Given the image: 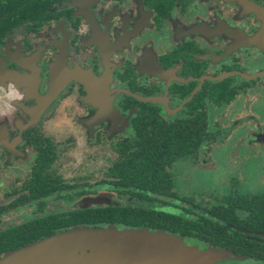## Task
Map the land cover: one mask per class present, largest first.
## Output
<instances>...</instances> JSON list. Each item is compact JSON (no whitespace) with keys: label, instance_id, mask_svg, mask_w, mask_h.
Segmentation results:
<instances>
[{"label":"flooded vegetation","instance_id":"flooded-vegetation-1","mask_svg":"<svg viewBox=\"0 0 264 264\" xmlns=\"http://www.w3.org/2000/svg\"><path fill=\"white\" fill-rule=\"evenodd\" d=\"M5 16L11 21H0V231L39 211L131 202L111 184L114 164L144 138L159 142L160 132L189 130L200 116L204 138L168 168L172 192L187 196L175 190L172 168L215 140L212 109L244 96V128L251 95L264 89V0H56L18 23L15 11ZM67 105L90 145L105 142L108 149L95 184L53 171L76 138L61 142L50 127ZM50 185L58 188L47 196ZM79 190L72 202L61 197ZM95 198L101 203H87Z\"/></svg>","mask_w":264,"mask_h":264},{"label":"trees","instance_id":"trees-1","mask_svg":"<svg viewBox=\"0 0 264 264\" xmlns=\"http://www.w3.org/2000/svg\"><path fill=\"white\" fill-rule=\"evenodd\" d=\"M55 1L0 0V14L15 11L18 23L27 13L45 11ZM0 19L5 23L11 21L10 16ZM229 99L225 97V101ZM202 120L197 116L189 130L160 132L159 142L150 141L154 139L151 136L144 138L142 145L125 153L128 158L114 164L111 184L131 202L56 213L39 211V217L0 231V259L75 227L97 229L113 225L117 229L164 231L225 250L235 257L264 263V193L243 198L234 192L218 204H203L172 192L168 168L179 157L195 152L205 135ZM57 188L46 186L47 196ZM82 194L79 190L61 197L72 202Z\"/></svg>","mask_w":264,"mask_h":264},{"label":"rangeland","instance_id":"rangeland-1","mask_svg":"<svg viewBox=\"0 0 264 264\" xmlns=\"http://www.w3.org/2000/svg\"><path fill=\"white\" fill-rule=\"evenodd\" d=\"M224 22L228 24V21ZM251 99L250 122L244 124V128L239 126V116L244 113V96L239 95L230 107L212 109L210 120L211 124L214 123L215 140L205 143L195 160L184 159L172 168L174 188L179 194L192 197L195 203L218 204L234 192L243 198L264 193V89L251 95ZM72 107L73 105H67L63 115L54 117L50 122L51 130L61 142L70 138L72 133L76 137L73 139L75 142L66 144L62 153L63 159L55 165L53 171L61 179L95 184L102 178L101 162L109 157L108 149L105 142L90 145L83 128L75 126L76 116L71 114ZM234 121L238 124L231 126ZM254 124H258L260 129L252 132L245 130ZM111 125L118 129L124 127L119 123ZM101 228L106 229L107 226ZM122 231L124 230L119 229V232ZM125 234L158 243L166 242L165 237L154 236L152 231ZM169 241L173 248H183L194 253L196 257L205 258L204 264H262L260 261L235 257L224 252L211 254L208 247L204 248L184 239L180 241L179 237H171Z\"/></svg>","mask_w":264,"mask_h":264},{"label":"water","instance_id":"water-1","mask_svg":"<svg viewBox=\"0 0 264 264\" xmlns=\"http://www.w3.org/2000/svg\"><path fill=\"white\" fill-rule=\"evenodd\" d=\"M101 200L88 199L87 203H101ZM123 230L119 232L113 225L106 229L75 227L10 252L0 259V264H204L205 258L170 246L169 239L178 237L176 235L152 231L154 236L165 237L166 242L158 243L125 234L134 231L146 233L149 232L147 229ZM207 249L211 254H229L218 248Z\"/></svg>","mask_w":264,"mask_h":264}]
</instances>
